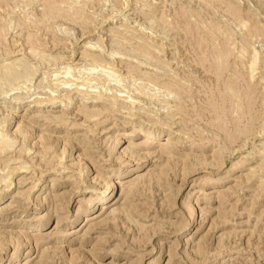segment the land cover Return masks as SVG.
<instances>
[{"label": "rangeland", "instance_id": "rangeland-1", "mask_svg": "<svg viewBox=\"0 0 264 264\" xmlns=\"http://www.w3.org/2000/svg\"><path fill=\"white\" fill-rule=\"evenodd\" d=\"M0 264H264V0H0Z\"/></svg>", "mask_w": 264, "mask_h": 264}, {"label": "bare ground", "instance_id": "bare-ground-1", "mask_svg": "<svg viewBox=\"0 0 264 264\" xmlns=\"http://www.w3.org/2000/svg\"><path fill=\"white\" fill-rule=\"evenodd\" d=\"M132 170H133V169H131L129 172H131ZM129 172H128V173H129ZM104 197H107V194L104 195ZM102 199H105V198H102ZM97 202L100 203V202H101V198L98 199ZM107 202H109V201L106 200V201L104 202V204H106Z\"/></svg>", "mask_w": 264, "mask_h": 264}]
</instances>
